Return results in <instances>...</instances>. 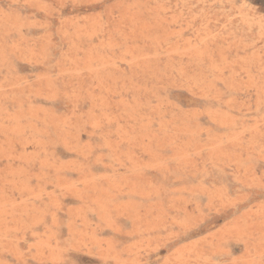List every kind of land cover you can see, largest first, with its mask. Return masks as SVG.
Returning a JSON list of instances; mask_svg holds the SVG:
<instances>
[{
  "label": "rangeland",
  "instance_id": "1",
  "mask_svg": "<svg viewBox=\"0 0 264 264\" xmlns=\"http://www.w3.org/2000/svg\"><path fill=\"white\" fill-rule=\"evenodd\" d=\"M0 264H264V0H0Z\"/></svg>",
  "mask_w": 264,
  "mask_h": 264
}]
</instances>
